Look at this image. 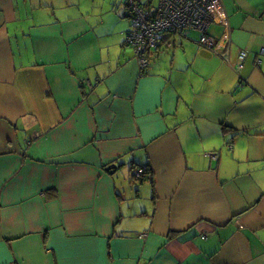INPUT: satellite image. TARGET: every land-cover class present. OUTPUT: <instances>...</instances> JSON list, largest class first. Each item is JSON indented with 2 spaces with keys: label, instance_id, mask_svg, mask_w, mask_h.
Masks as SVG:
<instances>
[{
  "label": "crops",
  "instance_id": "crops-1",
  "mask_svg": "<svg viewBox=\"0 0 264 264\" xmlns=\"http://www.w3.org/2000/svg\"><path fill=\"white\" fill-rule=\"evenodd\" d=\"M220 1L227 58L140 65L125 0H0V264H264V0Z\"/></svg>",
  "mask_w": 264,
  "mask_h": 264
},
{
  "label": "built area",
  "instance_id": "built-area-1",
  "mask_svg": "<svg viewBox=\"0 0 264 264\" xmlns=\"http://www.w3.org/2000/svg\"><path fill=\"white\" fill-rule=\"evenodd\" d=\"M127 1L131 6V26L126 32V41L135 49L140 65L147 63V52L158 45L167 32L185 33L189 29L200 32L199 46L227 58V17L220 0H159L154 11L135 0ZM212 23L225 26L219 37L207 33ZM246 55L245 50L238 53L237 69L241 68ZM144 173L145 169L136 168L134 175L139 177Z\"/></svg>",
  "mask_w": 264,
  "mask_h": 264
},
{
  "label": "rangeland",
  "instance_id": "rangeland-1",
  "mask_svg": "<svg viewBox=\"0 0 264 264\" xmlns=\"http://www.w3.org/2000/svg\"><path fill=\"white\" fill-rule=\"evenodd\" d=\"M149 1V0H148ZM158 3V0H151L150 3H148L147 7L148 8H151V11H154L155 10V6L157 5ZM151 4V5H150ZM110 10V9H109ZM105 11H108V8L106 7L105 8ZM123 26L124 29H127V21H126V18H124L123 20H121L120 23H118V27ZM130 25V24H129ZM129 27V26H128ZM125 33V32H124ZM124 40H125V35H124Z\"/></svg>",
  "mask_w": 264,
  "mask_h": 264
},
{
  "label": "trees",
  "instance_id": "trees-1",
  "mask_svg": "<svg viewBox=\"0 0 264 264\" xmlns=\"http://www.w3.org/2000/svg\"><path fill=\"white\" fill-rule=\"evenodd\" d=\"M125 1H127V0H125ZM140 6H143L144 8H146V9H151V8H148L147 7V4L146 3H142V2H140L139 0H135ZM126 7H128L129 8V11H130V8H131V6H130V4H129V2L127 1L126 2ZM127 13V12H126ZM128 31V30H127ZM167 33H171V32H167Z\"/></svg>",
  "mask_w": 264,
  "mask_h": 264
},
{
  "label": "water",
  "instance_id": "water-1",
  "mask_svg": "<svg viewBox=\"0 0 264 264\" xmlns=\"http://www.w3.org/2000/svg\"><path fill=\"white\" fill-rule=\"evenodd\" d=\"M109 167H107L106 169H108Z\"/></svg>",
  "mask_w": 264,
  "mask_h": 264
}]
</instances>
